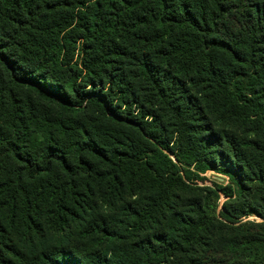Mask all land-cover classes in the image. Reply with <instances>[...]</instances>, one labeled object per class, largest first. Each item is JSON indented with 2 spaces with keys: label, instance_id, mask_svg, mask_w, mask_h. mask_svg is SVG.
I'll use <instances>...</instances> for the list:
<instances>
[{
  "label": "trees",
  "instance_id": "obj_1",
  "mask_svg": "<svg viewBox=\"0 0 264 264\" xmlns=\"http://www.w3.org/2000/svg\"><path fill=\"white\" fill-rule=\"evenodd\" d=\"M0 264H264V0H0Z\"/></svg>",
  "mask_w": 264,
  "mask_h": 264
},
{
  "label": "rangeland",
  "instance_id": "obj_2",
  "mask_svg": "<svg viewBox=\"0 0 264 264\" xmlns=\"http://www.w3.org/2000/svg\"><path fill=\"white\" fill-rule=\"evenodd\" d=\"M204 177L206 178V181H205L206 185H211L213 182L218 183V184L227 183V178H225L223 175H218L217 173L208 172ZM224 200L225 199H223V201Z\"/></svg>",
  "mask_w": 264,
  "mask_h": 264
}]
</instances>
